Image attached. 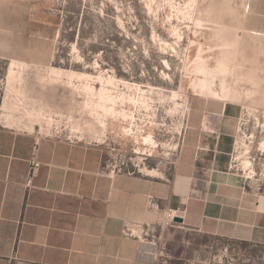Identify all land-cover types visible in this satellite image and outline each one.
Wrapping results in <instances>:
<instances>
[{
	"label": "rangeland",
	"instance_id": "374dc122",
	"mask_svg": "<svg viewBox=\"0 0 264 264\" xmlns=\"http://www.w3.org/2000/svg\"><path fill=\"white\" fill-rule=\"evenodd\" d=\"M246 7L0 0V127L102 144L110 169L167 178L192 104L232 101L242 110L233 170L264 194V36L242 29ZM198 241L203 263L192 247L157 264H264V247Z\"/></svg>",
	"mask_w": 264,
	"mask_h": 264
},
{
	"label": "crops",
	"instance_id": "0c3cea01",
	"mask_svg": "<svg viewBox=\"0 0 264 264\" xmlns=\"http://www.w3.org/2000/svg\"><path fill=\"white\" fill-rule=\"evenodd\" d=\"M242 29L264 36V0H247ZM241 111L196 100L167 178L110 174L102 144L0 127V264H157L124 228H158L164 208L185 212L164 232V254L194 247L203 263L207 242L198 239L264 247V194L249 193L232 165ZM149 196L159 207H148Z\"/></svg>",
	"mask_w": 264,
	"mask_h": 264
},
{
	"label": "built area",
	"instance_id": "2783aa9c",
	"mask_svg": "<svg viewBox=\"0 0 264 264\" xmlns=\"http://www.w3.org/2000/svg\"><path fill=\"white\" fill-rule=\"evenodd\" d=\"M64 139L73 140L71 137H66ZM182 143V142H181ZM33 170L31 172L30 178L33 177L34 173L40 167V163L33 162L32 163ZM110 169V166L108 165ZM110 174H128L135 175V172L132 171H123L122 169L112 168L109 170ZM31 181V180H30ZM159 207L158 200L153 196L148 197V207L152 209L153 207ZM184 210L172 209V208H164L160 211V224L159 227L144 225L142 223H128L124 228V235L135 237L141 240V253L152 254L156 259H158L159 254H164V246L163 245V236L164 232L170 228H173L177 225H181L183 223H177L176 218H181L184 221Z\"/></svg>",
	"mask_w": 264,
	"mask_h": 264
},
{
	"label": "bare ground",
	"instance_id": "6f19581e",
	"mask_svg": "<svg viewBox=\"0 0 264 264\" xmlns=\"http://www.w3.org/2000/svg\"><path fill=\"white\" fill-rule=\"evenodd\" d=\"M112 81V80H111ZM145 139V141L144 142H147V143H152V136H150L149 135V137H147V138H144ZM247 164H249L250 165V163H249V161L248 162H246ZM248 167V166H247Z\"/></svg>",
	"mask_w": 264,
	"mask_h": 264
},
{
	"label": "water",
	"instance_id": "95a60500",
	"mask_svg": "<svg viewBox=\"0 0 264 264\" xmlns=\"http://www.w3.org/2000/svg\"><path fill=\"white\" fill-rule=\"evenodd\" d=\"M177 223H183L184 221H183V219H181V218H176V220H175Z\"/></svg>",
	"mask_w": 264,
	"mask_h": 264
}]
</instances>
